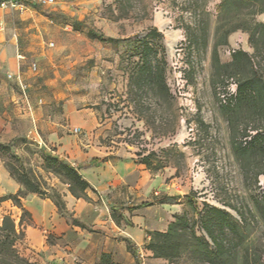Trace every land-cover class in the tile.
I'll return each mask as SVG.
<instances>
[{"label": "rangeland", "instance_id": "obj_1", "mask_svg": "<svg viewBox=\"0 0 264 264\" xmlns=\"http://www.w3.org/2000/svg\"><path fill=\"white\" fill-rule=\"evenodd\" d=\"M19 1L23 13L35 14L29 20L40 28L36 53L25 57L21 67L34 107L24 111L13 101L5 104L7 87L22 92L0 67V165L18 167L19 159L40 176L45 197L51 201L53 189L63 200L65 194L51 187V178L61 190L68 187L44 170V156L54 155L41 130L52 124L77 142L92 135V143L118 152L116 157L146 158V169L159 176L158 189L166 192L156 198L179 209L160 232H169L167 238H154V231L138 249L125 244L133 264H264V140L245 145L264 132V0ZM0 14L7 38V9ZM170 33H179L180 39L169 48ZM233 91L239 95L236 101ZM67 103L92 112L96 129L89 135L73 133L63 115ZM109 195L121 203L109 206L119 228L123 211L130 215L135 205H141L144 217L158 214V206L149 208L155 198L128 195L127 200L118 190ZM4 196L7 192L0 191ZM97 204L103 206L102 200ZM207 206L229 215H213L208 225L229 253L215 255L201 227ZM15 213L9 215L21 232L15 248L30 262L34 256L26 251L21 211L17 223ZM6 215L0 212V225ZM59 215L71 229L60 236L46 234L39 255L66 259L64 254H72V263L112 262L101 250L107 231L116 229L105 225L106 230L93 232L102 224L82 222L68 211ZM87 233L95 236L87 239ZM152 240L166 257L149 250Z\"/></svg>", "mask_w": 264, "mask_h": 264}, {"label": "crops", "instance_id": "obj_2", "mask_svg": "<svg viewBox=\"0 0 264 264\" xmlns=\"http://www.w3.org/2000/svg\"><path fill=\"white\" fill-rule=\"evenodd\" d=\"M30 17L34 18L35 14L23 12L18 14L16 11L7 10V38H5L2 28H0V67H4L14 77L19 76L21 78L23 76L21 70L23 61L30 53H36L37 48L35 46L39 44L37 33L40 31L39 24L33 22L35 19L30 21ZM20 20L26 21V23L21 24L18 22ZM4 25V19L1 18L0 14V26L3 27ZM5 39H7L6 45L4 44ZM13 82L15 83V81ZM5 97L7 98L5 104L13 101L24 111L29 107L31 108V106L34 107L27 95L19 94L12 86L7 87V90L5 89ZM63 115L67 124L74 129L78 128L85 131L86 135L96 129L97 119L92 112L78 111L70 103H67L63 107ZM31 116L32 123L39 127L41 122L39 117L34 113ZM46 127L41 130L42 136L47 145L52 148L53 155L76 169L89 185L85 192L87 201L73 197L67 189L61 190L56 179L51 178V187L65 194L62 197L66 211L82 222H89L93 225L101 223L102 227L101 225H94L93 232L96 229L106 230L105 225L108 228L113 227V229H116L117 233L112 232L114 230L107 231L108 237L105 239L101 252L111 255V263L113 264H133L134 259L127 251L125 244L129 242L131 246L138 249L143 243L144 236L148 235L147 233L166 231L172 217L179 213L178 206L169 203L166 198L162 200L156 198L160 193H166L165 190H160L162 188L158 189L162 184L159 176L149 173L145 165L139 163L136 156L122 155L116 157L120 155L118 152H111L100 144L92 143V135L90 138L77 142L76 137L71 134H60L55 125L48 124ZM41 142H43L42 139ZM19 189L20 186L13 181L8 172L0 165V191L7 192V195H9L17 193ZM116 190L123 191L127 200L130 197L128 195L135 198L143 197V199L152 198L153 200L155 198V203L149 208L154 210L153 206H158L156 210L158 214L152 217H144L143 212H141V205H135L134 207L137 210H133L130 215H128L127 210L123 211V221H121L123 227L119 228L109 214V206L116 207L117 204H121L113 201L114 196L109 195ZM167 197H170L169 194ZM99 199L102 200L103 206L97 204ZM20 203L21 207L31 216L30 225L23 224L21 226L26 251L34 256L30 259V263L63 264L64 261L67 264H91L82 261L72 263L70 257L74 258L75 256L67 253L64 254L67 255L66 259L60 257L59 254L39 255L41 251H44L46 234L60 236L70 230L71 227L60 217L56 207L48 198L31 194L21 199ZM129 203H126V205L130 208L133 207ZM0 212L7 213V215L15 213L16 223L19 220L20 209L13 206L10 200L0 203ZM158 219H162L163 222H159ZM72 228L76 229L74 225ZM93 236H95V233H87L86 238L93 239Z\"/></svg>", "mask_w": 264, "mask_h": 264}, {"label": "trees", "instance_id": "obj_3", "mask_svg": "<svg viewBox=\"0 0 264 264\" xmlns=\"http://www.w3.org/2000/svg\"><path fill=\"white\" fill-rule=\"evenodd\" d=\"M156 33V30L153 29ZM241 91L242 88L240 87ZM238 92L236 91L235 96H232V100L236 101L238 99ZM231 98V97H230ZM255 135H258L257 138L254 136L249 137L250 139L245 143V145L250 146L252 143H255L256 139L259 141L261 139L264 140V132H256ZM44 161L46 162L45 171L54 174L58 177L65 185L68 187V192L75 198H84L86 197V190L89 188L88 183L81 177V175L77 172L76 169L65 163L64 161L59 160L55 156H44ZM16 162L19 164L18 167L6 165V170L9 176L21 187L17 193L9 194L4 197H0V203L10 200L13 206L17 207L21 211V217L19 221V225H30L31 216L30 214L21 207V199L25 198L28 194H36L41 198L45 197V193L43 192L42 180L40 176L32 172L30 169H26L22 163H20L19 159H16ZM140 164L147 165L146 158L139 161ZM52 193L51 201L56 207L59 214H66L67 211L65 209L64 201L61 196L55 192L53 189L49 190ZM213 215H219L223 218H228L229 215L223 210H219L214 207L206 208L205 215L201 217V227L207 237L212 242L215 255L220 256L224 253H229V250L225 248V245L222 244L217 236L212 231L208 225ZM26 216V220L24 217ZM73 225H77L74 224ZM78 226V225H77ZM173 226V225H172ZM231 224L228 227L231 229ZM21 233V232H20ZM15 230L14 222L10 219L9 215H6L2 219V223L0 225V264H32L25 258L21 257L15 248V243L19 240V234ZM154 238H167L169 236V232L153 233ZM153 238V239H154ZM154 240L151 241L149 246V250L152 251L157 257H166L161 250H158L154 245ZM129 248V247H128ZM207 255H213V253H207ZM113 264V263H107Z\"/></svg>", "mask_w": 264, "mask_h": 264}, {"label": "built area", "instance_id": "obj_4", "mask_svg": "<svg viewBox=\"0 0 264 264\" xmlns=\"http://www.w3.org/2000/svg\"><path fill=\"white\" fill-rule=\"evenodd\" d=\"M38 3L44 4V5H52V4H54V0H38ZM0 9H7V10H14V11L22 12L24 10V5L19 0H0ZM33 68H34V66H33ZM8 79L15 81V83L20 88L23 96H26V94H25L26 86L22 83L21 78L19 76L14 77V76L9 74ZM232 96H235L234 91H233ZM79 131L80 130L78 128L73 129V133H75V134L79 133ZM137 258L140 261H142L144 256L141 252H138Z\"/></svg>", "mask_w": 264, "mask_h": 264}, {"label": "bare ground", "instance_id": "obj_5", "mask_svg": "<svg viewBox=\"0 0 264 264\" xmlns=\"http://www.w3.org/2000/svg\"><path fill=\"white\" fill-rule=\"evenodd\" d=\"M159 21V23H161L160 19H157ZM167 45L170 48L173 43H175L176 41H178L180 39V34L179 33H170L167 34Z\"/></svg>", "mask_w": 264, "mask_h": 264}]
</instances>
